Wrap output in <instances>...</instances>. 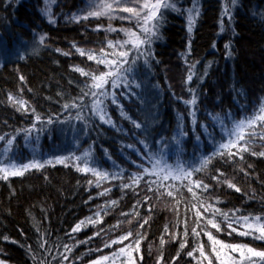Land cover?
Instances as JSON below:
<instances>
[{
	"label": "trees",
	"instance_id": "obj_1",
	"mask_svg": "<svg viewBox=\"0 0 264 264\" xmlns=\"http://www.w3.org/2000/svg\"><path fill=\"white\" fill-rule=\"evenodd\" d=\"M82 1L56 0L52 11L57 15L60 12H76L82 9ZM222 3L226 2L200 0L201 15L191 34L187 31L186 16L168 14L167 23L161 30L162 39L154 45L155 59L159 63H153L152 71L145 79L144 89L138 90L141 92L139 98L120 101L124 111L144 125L147 130L144 135L120 115L115 105H109L111 118L122 131H116L109 125H100L87 136L76 133L78 139H74V132L70 127L65 126L61 130L60 126H56L50 136L45 133L40 136L39 141L27 143L21 134L11 146V155L14 154L16 162L26 163L34 155L45 159L67 156L71 152L82 155L91 147L92 155L102 162L104 169L116 171L113 167L115 161L121 168L133 171L134 169H129L127 160L136 157L131 155V149L123 146L136 144V137L147 139L150 144L153 138H171L177 129L178 116H183L184 131L188 133L184 137V155L181 159L188 160L194 153L199 155L201 152H210L212 144L207 136L202 135L203 130L199 127L196 128V134L201 135V140L199 148L196 147V134H193L192 118L189 116L193 108L184 104L185 100L191 99L189 88L197 96L195 110L198 125L211 123L208 113L223 115L231 110L236 118H240L243 115L242 105H247L251 110L253 104L264 98V0H237V5L232 10L233 20L230 26L225 17L224 32H221L219 26ZM181 6H190V0H182ZM39 7H43L42 0H0V134L13 133L14 129L27 127L32 122L30 116L17 112L8 102L9 92L16 95L23 88V98L37 112H59L60 104L64 101L57 93L75 96L77 89L69 81L83 79L70 70L71 65L85 66V58L70 48L71 43L75 41L81 47L94 48L98 41L104 39L102 32L94 34L91 31L85 32V29L95 28L97 23H103L106 27L107 19L96 21L90 18L89 21L75 23L60 18L58 24L51 25L46 20L41 21L37 14ZM112 24L120 27L119 20L112 21ZM36 25L50 36L52 48L70 51L72 55L65 57L52 51H41L38 56L31 55L29 29ZM109 38H114V34ZM189 40L191 55L188 63H199L196 65L193 81L186 84L188 64L181 54L187 52ZM229 42L232 46V58H226L225 55V44ZM17 50L25 56L24 59L18 58ZM208 62L212 63L207 69V75H204ZM20 75L25 77L24 83L19 81ZM238 91L242 94L237 95ZM208 130L213 131L211 126ZM214 135L219 139V128L215 129ZM5 147L0 142V158L3 157ZM104 150H107L111 159L105 155ZM257 150H260L259 146ZM169 157L168 162L175 163V154L169 153ZM246 161L254 168V171L248 170L250 178H245L242 172L234 173L232 168L226 169L229 179L241 188L242 193L247 194L246 197L227 188L210 193L213 198L219 197L223 201L219 206L224 210L244 205L248 211L259 213L264 208V159L246 156ZM235 167L246 168V165L237 164ZM91 178H86L71 166L66 168L57 164L55 167L46 166L43 171L26 172L22 177L0 180V259L6 260L7 264H29L25 250L19 245L26 244L35 248L38 236L45 229L50 233L51 241H56L59 237L62 242L74 243L65 233L70 232L80 220L92 215L97 205H104L106 200L111 199L119 201L121 197L120 191L114 187L118 182H105L100 189H96L90 188L86 182ZM105 187H112L108 197H98L85 203L89 195L96 197ZM132 203L134 200L128 197L120 201L116 209L104 216L105 227L116 223L119 218L122 221L121 229L134 228V218L132 225H129L124 217L119 216L120 210L128 212ZM152 205L155 212L149 222L150 227L146 225L144 231L150 238L151 255L155 257L161 251L159 237L164 226L167 224L170 231H175L173 225L177 216L173 212L174 202L168 198H154ZM179 208L183 218L185 205L182 203ZM145 214L141 210V215ZM96 230L95 227L87 226L72 235L76 240H85ZM118 234L119 232H114L112 238ZM3 236L9 239L3 240ZM165 238L167 239L166 236ZM13 240L18 243H12ZM231 242L252 243L246 238L235 236ZM97 246H102L98 238L89 244L80 245L75 254L79 256ZM252 246L261 245L260 242H255ZM147 247L144 245L145 264H153ZM174 251V246H165L166 255ZM87 259L85 257L83 262L77 261V264H87Z\"/></svg>",
	"mask_w": 264,
	"mask_h": 264
},
{
	"label": "snow or ice",
	"instance_id": "obj_2",
	"mask_svg": "<svg viewBox=\"0 0 264 264\" xmlns=\"http://www.w3.org/2000/svg\"><path fill=\"white\" fill-rule=\"evenodd\" d=\"M42 4L43 7L38 8L37 14L42 22L46 20L51 25L58 24L60 18L75 23L89 21L90 18L96 21L107 19L108 24L105 27L103 23H97L95 28L85 29V32L103 33L104 39L98 41L96 47H81L75 41L71 43L70 48L85 58V66L71 65L70 70L83 79L69 81L77 89L75 96L57 93L64 101L60 104L59 112H37L23 98V88L16 95L11 92L7 94V100L15 110L30 116L32 122L27 127L14 129L13 133L0 134V142L6 145L3 158L0 159V180L22 177L26 172L43 171L46 166L55 167L59 164L66 168L71 166L86 178L91 176V179L86 180L90 188L100 189L105 182H118L114 187L120 191L121 197L119 201L111 199L106 200L104 205H97L92 215L80 220L70 232L65 233L68 239L75 241L72 244L62 242L59 237L56 241H51L47 229L38 236L35 248L20 244L29 264H77V261L83 262L85 257H88L87 264H145L144 245L148 246V256L153 259V264H181L182 261L183 264H264V208L259 213L248 211L244 205L224 210L219 206L223 201L210 195L218 189L227 188L247 196L229 179L226 169L232 168L234 173L242 172L245 178H250L248 170L254 171V168L247 163L246 156L264 159V98L253 104L251 110L247 105H242L243 115L240 118H236L231 110L223 115L208 113L211 123L198 125L195 110L197 96L189 88L191 99L185 100L184 104L193 108L189 112L193 134H196L197 127L201 128L202 135L207 136L211 142L212 150L199 155L194 153L188 160L181 159L184 155V137L188 134L184 131L183 116H178L177 129L171 138H153L150 144L147 139L136 137V144L123 146L131 149V155L136 157L127 160L129 169H134L133 171L121 168L115 161L113 167L116 171L104 169L102 162L92 155L91 147L82 155L71 152L67 156H54L51 159L34 155L26 163L16 162L14 154L8 155L17 136L23 134L26 143L39 141L42 134L50 136L56 126H60L61 130L65 126L70 127L74 132V139H78L76 133L87 136L100 125H109L116 131H122L112 120L109 105H115L120 115L144 135L147 131L144 125L129 116L120 101L139 98L141 92L138 90L144 89L145 79L152 71L153 63H159L155 59L154 45L162 39L161 30L167 23L168 14L186 16L187 31L190 34L201 15L200 0H190L188 7L181 6L182 0H86L85 8L70 13L60 12L58 15L52 11L56 0H42ZM236 5L237 0L222 3L219 21L221 32L225 31V17L227 24H232V10ZM114 20L120 21V27L113 26ZM29 33L31 55L38 56L41 51H52L65 57L72 55L70 51L52 48L50 36L39 25L29 29ZM112 34L114 38H109ZM17 55L19 59L25 58L19 50ZM181 55L188 64L185 83L190 84L199 63H188L191 40L187 52ZM225 55L226 58H232L231 42L225 44ZM211 63L208 62L205 66L204 75H207ZM18 79L25 82L23 75ZM241 94L242 92H237V95ZM210 126L212 132L208 130ZM216 128L220 130L219 139L214 135ZM196 140V147L199 148L200 134H196ZM257 146L260 150H257ZM104 153L111 159L107 150ZM169 153L175 154V163L168 162ZM237 164H245L246 168L238 169L235 167ZM111 192L112 187H105L96 197L89 195L85 203L98 197H108ZM125 197L134 200V203L128 212L121 209L119 216L124 217L129 225H132L134 218L135 227L121 229L122 221L119 218L116 223L105 227L104 216L116 209ZM154 198H168L174 202L173 212L177 221L173 225L175 231H170L167 224L164 226L159 237L160 254L152 257L150 238L144 229L146 225L150 227L149 222L155 212L152 205ZM182 203L185 205L183 218L179 208ZM141 210L146 214L141 215ZM87 226L97 230L85 240H76L72 234L81 232ZM37 230L39 231L38 226ZM114 232L119 234L112 238ZM45 236L48 238H44ZM222 236L225 238H221ZM234 236L246 238L252 243L231 242ZM2 238L5 241L9 239L7 236ZM97 238L102 246L89 248L87 253L79 256L75 254L80 245L89 244ZM255 242H260L261 246H252ZM12 243L18 242L13 240ZM166 245L174 246V253L166 255ZM0 264L7 262L0 259Z\"/></svg>",
	"mask_w": 264,
	"mask_h": 264
},
{
	"label": "rangeland",
	"instance_id": "obj_3",
	"mask_svg": "<svg viewBox=\"0 0 264 264\" xmlns=\"http://www.w3.org/2000/svg\"><path fill=\"white\" fill-rule=\"evenodd\" d=\"M226 3H228L229 1L224 0ZM85 4H86V0L82 1V8H85ZM5 153V149H3L2 155ZM1 155V154H0ZM8 155H11V151L8 153ZM38 157V156H37ZM3 157H1L0 159H2ZM29 161V160H28ZM26 161V162H28ZM19 163V162H18Z\"/></svg>",
	"mask_w": 264,
	"mask_h": 264
}]
</instances>
